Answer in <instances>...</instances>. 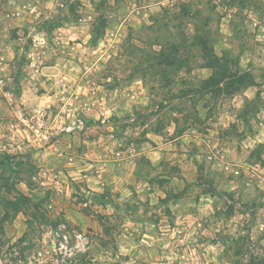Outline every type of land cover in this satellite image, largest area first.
I'll return each mask as SVG.
<instances>
[{
  "label": "rangeland",
  "instance_id": "obj_1",
  "mask_svg": "<svg viewBox=\"0 0 264 264\" xmlns=\"http://www.w3.org/2000/svg\"><path fill=\"white\" fill-rule=\"evenodd\" d=\"M0 78V264H264V0H0Z\"/></svg>",
  "mask_w": 264,
  "mask_h": 264
},
{
  "label": "built area",
  "instance_id": "obj_2",
  "mask_svg": "<svg viewBox=\"0 0 264 264\" xmlns=\"http://www.w3.org/2000/svg\"><path fill=\"white\" fill-rule=\"evenodd\" d=\"M5 82L6 81H5L4 78H0V84L2 86H4L6 84ZM4 95L6 96L8 101H10V102L15 101V95H14V93L12 91L6 90L4 92ZM37 117L41 121V123L39 124V126L36 129V132H39L41 130L42 126H43L44 121L47 119V113L45 111L41 112V113H38Z\"/></svg>",
  "mask_w": 264,
  "mask_h": 264
},
{
  "label": "trees",
  "instance_id": "obj_3",
  "mask_svg": "<svg viewBox=\"0 0 264 264\" xmlns=\"http://www.w3.org/2000/svg\"><path fill=\"white\" fill-rule=\"evenodd\" d=\"M204 48H205L206 50L208 49V47H206V46H205ZM209 49H210V51H208V53L205 54V57H206L207 60L209 61V65H210V66H213V65L216 66V64L219 62V59H217V55L215 54L213 48H209ZM210 80H212V78L206 80V82H208V81H210Z\"/></svg>",
  "mask_w": 264,
  "mask_h": 264
}]
</instances>
